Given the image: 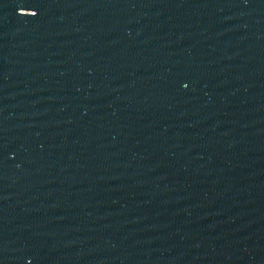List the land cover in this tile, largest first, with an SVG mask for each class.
<instances>
[{
  "label": "water",
  "instance_id": "water-1",
  "mask_svg": "<svg viewBox=\"0 0 264 264\" xmlns=\"http://www.w3.org/2000/svg\"><path fill=\"white\" fill-rule=\"evenodd\" d=\"M79 0H0V31Z\"/></svg>",
  "mask_w": 264,
  "mask_h": 264
}]
</instances>
